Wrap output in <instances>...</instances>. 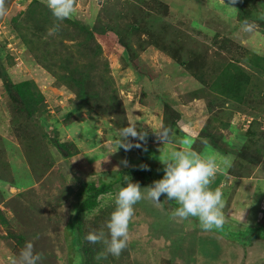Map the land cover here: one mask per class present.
Instances as JSON below:
<instances>
[{
    "label": "rangeland",
    "instance_id": "obj_1",
    "mask_svg": "<svg viewBox=\"0 0 264 264\" xmlns=\"http://www.w3.org/2000/svg\"><path fill=\"white\" fill-rule=\"evenodd\" d=\"M252 1L255 0H241L238 3L242 8H247ZM28 2L30 0H0V54L4 57L6 68L14 81L32 79L44 94L46 111L41 117L45 120V130L50 138L54 139L57 135L60 141L74 142L80 150L77 155L67 158V153H60L59 146L49 144L54 163L49 167L47 176L43 177L42 181L38 180L40 170L34 171L33 166L36 164L31 162L30 156H25L27 151L22 149V141L18 140V135L24 133L11 131L8 101L0 84V159L9 163L3 175L9 179L14 176L16 184L22 185L19 189L3 180V183L0 182V189L8 192L9 197H13L14 194L20 193L19 190L25 192L31 187L35 190L29 195H39L40 204L32 213L35 227L30 229L37 228V231H40V242L32 243L33 250L35 247L41 252L67 248L66 228L67 232H72V222L66 225L64 222L70 220L69 210L66 205L54 208L51 203H56L59 197L66 196L64 194L67 185L77 189L80 177H88L85 170L89 171L88 173H99L100 170L112 171L114 168L132 165L138 167L145 163L152 170L153 177L161 176L164 174L161 160L166 159L172 151H196L202 158L213 157L218 167L216 176H225L224 172L226 173L234 161L229 146L240 148L243 145L244 135L253 119L251 115L234 111L230 120L226 116H220L221 121H230L228 128L219 129L224 135L223 143L228 145L224 153L214 148L211 142L205 143V139L197 141L195 145L191 135L182 134L177 129L172 132V142L164 145L157 139L155 131L163 128L164 100L182 106L181 109L188 117L198 119V124L202 122L199 112H204L205 120L206 96L212 98L214 94L210 88L211 81L214 75L232 61L246 69L249 68L252 76L251 87L254 89L252 98L263 96L264 75L255 74L247 61L251 52L264 55V12L258 13L259 19L255 15L249 18L247 22L252 26V30L244 31V19L238 16L236 3L226 0H76L75 12L71 18L91 26L97 24L99 19L101 25L109 24L112 19L113 25L120 29L135 23L142 27L131 35L130 53L122 50L121 54L116 47L107 45L102 38L98 40L104 50L96 57L89 50L80 59L76 51L78 49L74 45L70 46V52L66 49L68 46L58 48L64 55H78L76 59H80L78 62L81 65H87L93 84L98 87L99 92L105 89L103 77L109 79L110 87L117 89L118 97L124 105L127 126L129 123L135 124L138 129L142 128L148 133L143 141L129 138L126 142L133 145L139 143L140 147L133 146L125 150L118 149L114 143L120 129L116 124V121H119L117 111L112 110L105 114L99 106L90 108L75 100L73 91L60 82L57 76L59 74L55 75L38 64L35 61V53L28 50L11 28L12 14L24 9ZM160 3L168 5V9L161 10V15L151 8L153 5L159 6ZM259 10L264 11V0ZM153 14L157 15V22ZM65 43L71 41L66 39ZM7 54L11 55L14 61H10L6 57ZM58 56L55 57L57 61L60 58ZM130 56L141 63L143 70H148L151 78H141L138 69L130 62ZM180 61H183V65L178 64ZM89 63H94V66H89ZM55 68L58 73L63 72L62 69ZM192 92L201 93V97L192 99ZM254 105L251 103L250 106ZM260 121L264 127V114L260 115ZM257 129L260 130V127ZM55 130L58 134L54 133ZM259 139L257 145L264 151V131ZM28 152L32 158L37 153L30 150ZM36 160L37 158L34 161ZM123 161H127V164ZM2 167L0 161V173L3 171ZM252 171L251 177L254 180L251 177L238 180L233 174H226V178L217 186L222 192L224 208L228 206L224 212L225 221L231 223L234 229L257 223L264 225V160ZM150 185L152 184H141V191L146 192L143 188ZM8 196L5 199L9 198ZM31 198L32 201L36 199L34 196ZM160 200L163 203L165 196L162 195ZM3 204L1 203L3 209L11 216ZM174 209L168 201H165L161 208L155 207L146 199L134 205V216L128 225L130 260L127 262L264 264V244L261 240L254 241L252 246H243L239 242L225 239L219 233L203 232L198 218L190 217L180 222L173 220ZM61 216L65 218L62 223V218L59 219ZM5 234V229L0 226V264H10V259L19 258L23 249L14 240L4 239ZM32 235L34 234L31 231ZM65 254L63 250L62 255ZM54 256L49 257L48 261L44 260L42 264H67L66 257L61 262V259L59 261L56 255Z\"/></svg>",
    "mask_w": 264,
    "mask_h": 264
},
{
    "label": "trees",
    "instance_id": "obj_2",
    "mask_svg": "<svg viewBox=\"0 0 264 264\" xmlns=\"http://www.w3.org/2000/svg\"><path fill=\"white\" fill-rule=\"evenodd\" d=\"M226 1L232 3V0ZM238 2H241V0H237L236 6L238 16L243 17V21L251 19L253 15L259 19L258 13L261 12L262 14L264 12L259 10L263 5V0L252 1L247 8H242ZM75 3L76 0H74V5ZM151 8L161 15L163 12L161 10L168 9V5L160 3L159 6L153 5ZM152 16L157 22V15L153 14ZM111 21L112 19L109 20V24L101 25L102 22L99 19L97 24L93 26L71 17L63 21H57L46 7V0H30L24 9L12 14L10 24L28 50L33 54L35 53V61L51 73L59 74L57 76H59L60 82L73 91L75 100L83 102L90 108L99 106L105 114L112 110L113 112L117 111L119 121H116V124L121 129L127 126V117L124 105L116 92L117 89L110 87V80L103 77L102 83L105 89H101L99 92L98 87L93 84L92 74L87 69V65L83 66L78 62L85 56L86 51H92L95 57L102 53L104 49L102 43L98 40L101 38L107 45L116 47L121 54L123 53L122 50H127L130 53L131 43L129 40L131 35L134 32H138L139 28L142 27H138L135 23L120 29L118 26L113 25ZM262 24L264 25V22ZM57 25L59 26L58 30L49 34V30ZM66 39L71 41V43H65ZM72 45L78 49L76 51L80 59H76L78 56L76 54L64 55L61 49L58 50L61 46L62 48L68 46L66 49L70 52L72 49L70 46ZM36 51L40 53L38 54ZM250 54L251 56L247 61L249 67L255 74L264 75V55L255 52ZM56 55L60 56L59 61L55 60ZM6 57L10 61H14L11 55L7 54ZM129 60L138 69L137 71L140 72L142 79H146L147 76L150 77L148 70H143L141 63H138L133 56H130ZM180 62L178 64L183 65V61ZM89 66L93 67L94 63H89ZM55 67L62 69L63 72L58 73ZM251 83L252 76L249 68L246 69L241 64L233 61L229 62L217 75H214L211 81L210 88L214 91V94L212 98L206 96L207 102L204 110L207 112L205 120H203L204 112L198 111L201 114L199 115L202 116V122L205 123L201 122L198 124V119L188 117L184 110L181 109L182 106L164 100L163 128H169L172 132L177 129L182 134L191 135L195 145L197 141L205 139L207 143L211 142L214 148L224 153L228 145L226 142L225 144L223 143L224 135L219 129L221 127L228 128L230 121L223 122L220 116H226L230 120L231 113L234 111L251 115L253 119L244 135L245 141L243 145L240 148L229 146L231 153H233L234 161H232L233 164L225 173V176H227L226 174H233L238 180L249 179L253 174L252 170L264 160V156H262L264 151L258 146L259 138L264 131L260 121V115L264 114V92L263 96L257 95L252 98L254 89L251 87ZM0 84L8 101L11 131L12 133H24V135H18V140L22 141V149L25 152L27 151L25 156H30L31 162L36 164L33 166L34 171L40 170L38 180L42 181V178L47 176L50 170L49 167L54 163L49 144L52 143L59 146L60 153H67L69 156L67 158L77 155L80 150L74 142L60 141L57 135L54 136V139L50 138L49 133L45 130V120L41 117L43 112L46 111L44 94L32 79L14 81L8 68H6L4 57L1 54ZM200 94L192 92V99L197 98ZM101 102H105L107 106ZM251 103L255 104L254 107L250 106ZM209 113L210 115H207ZM258 127H260V130L257 129ZM54 133L58 134V131L55 130ZM28 150L37 152L34 158L29 155ZM36 158L37 160L34 161ZM0 161L3 166V171L0 173V182L3 183V180H5L11 185L21 188L22 185L16 184L14 176L13 179H9L3 175L9 163L1 159ZM145 165L148 166L144 163L138 167L132 165L125 168H114L112 171L100 170L99 173L94 171L88 173L89 171L85 170L88 177L87 179L80 177L77 189L66 184L67 188H65L66 193L64 194L66 196L59 197L56 203L46 201L54 204L52 205L54 208L67 206L70 220L67 219L64 225L71 221L72 232H67V228L64 226L66 228V249H47L41 252L40 249L35 247L34 253L42 255L38 264H42L44 260L48 261V258L51 256L55 257L54 255L59 261L61 259V262L66 257L67 264H131V262H127V260H130L128 259V243L118 258L108 254L106 259L97 261L96 257L100 252L104 251L105 245L103 242L89 243L85 237L90 232L99 233L102 231L105 234V238L110 239L106 224L111 213L115 210V195L120 187L127 186L129 182L139 183L140 185L152 184L155 180L162 178V174L161 176L153 177L152 170L149 167L150 170L143 169L142 166ZM225 176L221 177L218 174L215 177L212 190L217 188ZM34 190L31 187L25 192L20 190V193L14 194L10 198L8 192L0 189V226L6 231L4 239L14 240L21 248H24L26 242L35 244L40 242V231H37V228L35 230L30 229L35 227L32 213L35 212L36 206L41 201L39 195H29ZM234 192H236V189H234ZM7 196L10 199H5ZM32 196L36 198L35 201H32ZM1 203H4V207L10 212L11 216L3 209ZM171 204L175 208L179 207L178 204L173 202ZM227 209L228 206L226 209L224 208L223 213ZM59 219H61L62 223L65 218L61 216ZM230 224L225 221L221 229H213L212 231L219 233L227 240L239 242L243 246H252L253 242L257 240H261L264 244V225L262 223L246 225L240 229H234ZM225 226H228V228ZM31 231L34 234L32 236ZM63 250L66 252L65 255H62ZM52 251L58 254H54ZM62 263L64 264V262Z\"/></svg>",
    "mask_w": 264,
    "mask_h": 264
},
{
    "label": "clouds",
    "instance_id": "obj_3",
    "mask_svg": "<svg viewBox=\"0 0 264 264\" xmlns=\"http://www.w3.org/2000/svg\"><path fill=\"white\" fill-rule=\"evenodd\" d=\"M237 0H232L235 4ZM46 7L57 21L70 18L75 12L74 0H46ZM58 25L49 30V34L58 30ZM244 31H251L252 26L244 21ZM148 135L142 128L129 123L128 126L118 130L114 143L118 149L128 150L133 146L140 147L139 143L133 145L129 138L138 141L145 140ZM157 139L165 144L172 142L171 129L162 128L155 131ZM206 143V140L204 141ZM164 165L163 176L155 180L152 185L141 191L139 183H127L120 187L115 195V210L111 213L106 227L110 239L105 234L90 232L85 239L92 244L103 242L104 251L100 252L96 259H106L108 254L118 257L126 248L129 238L128 225L134 216V205L141 200L150 201L155 207L161 208L165 201H175L179 207L172 212V219L177 222L188 218H198L201 228L205 231L220 229L223 227L225 218L223 213L224 202L220 189H211L218 171L216 160L213 157L202 158L196 151H172L169 156L161 160ZM127 164V161H123ZM144 170H150L148 166H142ZM15 187V186H14ZM20 189V188H19ZM20 191V190H19ZM164 195L162 203L160 197ZM42 255L34 253L33 244L26 242L19 254V258L12 257L10 264H38Z\"/></svg>",
    "mask_w": 264,
    "mask_h": 264
},
{
    "label": "crops",
    "instance_id": "obj_4",
    "mask_svg": "<svg viewBox=\"0 0 264 264\" xmlns=\"http://www.w3.org/2000/svg\"><path fill=\"white\" fill-rule=\"evenodd\" d=\"M244 116H246V115H244ZM220 174H223V173L220 172ZM224 175H225V172H224ZM225 178H226V176H225ZM251 179H253V178L251 177ZM259 179H261V178H258V180H259ZM253 180H254V179H253ZM255 180H257V179H255ZM202 231H203V232H206V231L203 230V229H202ZM207 232H209V233H214V234L216 233V232H214V231H212V230H211V231H207Z\"/></svg>",
    "mask_w": 264,
    "mask_h": 264
}]
</instances>
